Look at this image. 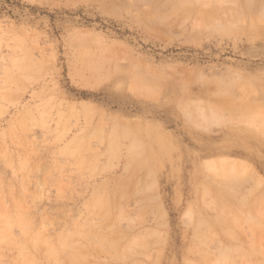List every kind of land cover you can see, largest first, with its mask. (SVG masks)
<instances>
[{
    "label": "rangeland",
    "instance_id": "obj_1",
    "mask_svg": "<svg viewBox=\"0 0 264 264\" xmlns=\"http://www.w3.org/2000/svg\"><path fill=\"white\" fill-rule=\"evenodd\" d=\"M0 264H264V0H0Z\"/></svg>",
    "mask_w": 264,
    "mask_h": 264
},
{
    "label": "bare ground",
    "instance_id": "obj_2",
    "mask_svg": "<svg viewBox=\"0 0 264 264\" xmlns=\"http://www.w3.org/2000/svg\"><path fill=\"white\" fill-rule=\"evenodd\" d=\"M227 167H229V168H224L223 167V173L224 174H226L228 177H225L224 179H226V180H229V179H231V178H233V177H235L234 175H236L235 173V167H234V165H228ZM233 176V177H232Z\"/></svg>",
    "mask_w": 264,
    "mask_h": 264
}]
</instances>
